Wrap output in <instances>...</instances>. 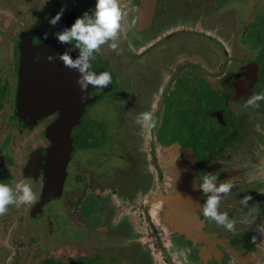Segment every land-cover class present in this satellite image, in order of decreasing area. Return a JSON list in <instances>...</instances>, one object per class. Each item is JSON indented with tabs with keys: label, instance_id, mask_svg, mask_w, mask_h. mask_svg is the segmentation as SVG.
<instances>
[{
	"label": "flooded vegetation",
	"instance_id": "flooded-vegetation-1",
	"mask_svg": "<svg viewBox=\"0 0 264 264\" xmlns=\"http://www.w3.org/2000/svg\"><path fill=\"white\" fill-rule=\"evenodd\" d=\"M58 1L32 13L0 0V183L36 196L0 216V264H264V101L245 107L264 92V0H121L118 48L90 61L111 84L84 102L63 64L20 80L36 21L63 8V31L96 3ZM53 33L37 41L46 53L76 59ZM21 83L40 101L18 103ZM145 111L151 130L136 122ZM206 174L232 181L219 211L234 230L203 215L192 181Z\"/></svg>",
	"mask_w": 264,
	"mask_h": 264
},
{
	"label": "clouds",
	"instance_id": "clouds-1",
	"mask_svg": "<svg viewBox=\"0 0 264 264\" xmlns=\"http://www.w3.org/2000/svg\"><path fill=\"white\" fill-rule=\"evenodd\" d=\"M121 0H96L95 8L90 15L85 12L81 17H77L70 27L63 31L55 32L53 35L58 43L72 44L80 50V54L73 59L68 52L57 53L54 57L49 54L46 59L52 62L59 59L64 67L75 69L79 75L76 79L81 91V101L87 99L86 93L91 85L93 88H106L111 84V73L103 71L96 73L91 70L90 61L94 58V53H99L105 44L113 50L117 49L122 35V10ZM64 9L48 20L51 26H55L63 15ZM47 39L48 33H43ZM39 59V57H37ZM264 101V92L254 93L247 98L245 107H258L259 102ZM137 123L144 125L148 130L156 127L157 119L155 114L150 111L140 113L136 120ZM193 190L201 191L207 199L201 205L203 215L217 225L223 226L227 230L235 229V221L226 212L219 211L221 197L228 194L234 187L230 179L220 180L216 175L206 174L202 178L196 177L192 181ZM250 195H245L241 199L243 205H247L251 200ZM36 196L31 185L23 180L15 183L14 187L9 184L0 183V216L8 212L10 205L17 208L24 204L35 202ZM255 240V238H253ZM179 255L183 256V252ZM185 261L187 257L184 256Z\"/></svg>",
	"mask_w": 264,
	"mask_h": 264
},
{
	"label": "water",
	"instance_id": "water-1",
	"mask_svg": "<svg viewBox=\"0 0 264 264\" xmlns=\"http://www.w3.org/2000/svg\"><path fill=\"white\" fill-rule=\"evenodd\" d=\"M249 2H251V0H247V3ZM247 7L248 6H246V8ZM260 10H264V9H260ZM263 14L264 13L262 12V15ZM55 15H47V16L43 15L40 19L36 21L35 26L33 27L32 31H29L27 34L22 36L23 41L27 40L28 44L22 46L23 54L21 56L20 68H19V74H21L20 80L25 82L27 77L29 79L31 78L29 76L30 74H44V72L53 73L58 70L62 71L64 69V68L62 69L61 67L63 62L58 59H54L52 62H49L48 60H44V56L48 53V52L46 53L45 49L51 46L42 45L41 42H37V41H40L41 39L46 40L43 37L44 32L48 33L47 38H51L52 33L58 30L57 26L59 25L60 27V24H62L63 21H65L64 18L67 17V15H62L58 23L55 26H51L48 23V20L51 17H54ZM51 54L54 56L55 52ZM37 57H39V59H37ZM248 68H251V69L253 68L254 71H257L258 64H254V67L248 66ZM38 86L39 85L36 84L35 87H38ZM39 97H40V94L33 92V91L32 92L29 91V89L27 88V85H25L24 83L23 84L21 83L20 88L18 90V103L22 104V103H27V102H38L40 101ZM18 110L26 114L27 111H30L31 109L22 108L21 110L20 109Z\"/></svg>",
	"mask_w": 264,
	"mask_h": 264
},
{
	"label": "rangeland",
	"instance_id": "rangeland-1",
	"mask_svg": "<svg viewBox=\"0 0 264 264\" xmlns=\"http://www.w3.org/2000/svg\"><path fill=\"white\" fill-rule=\"evenodd\" d=\"M5 1L10 2L12 0H5ZM35 4H34L33 0H21V4L20 5H23L22 6V7H24L23 9H27L28 7H31L33 9L32 13L34 11L36 12V9L38 7H40V6L43 7V9H45V10H52V9L55 10V9H57V7H60L58 0H35ZM260 12L264 13V10H260ZM0 49H1V47H0ZM4 59H5L4 58V53H2L1 50H0V64L4 61ZM5 97H6V92H3V91L0 92V103L1 104L3 103ZM249 212L252 215L253 214V209L252 208L247 209L246 213H249ZM68 234L72 235L73 232L69 231Z\"/></svg>",
	"mask_w": 264,
	"mask_h": 264
}]
</instances>
